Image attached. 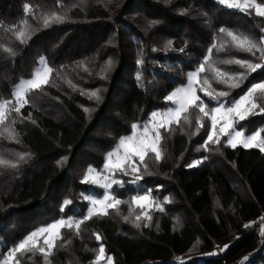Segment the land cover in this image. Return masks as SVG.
<instances>
[{"label": "trees", "instance_id": "obj_1", "mask_svg": "<svg viewBox=\"0 0 264 264\" xmlns=\"http://www.w3.org/2000/svg\"><path fill=\"white\" fill-rule=\"evenodd\" d=\"M26 4L32 5L30 13L24 10ZM51 11L67 13L69 22L35 32L26 45L9 31L25 19L39 28L36 18ZM0 23V45L17 52L10 57L0 47V99L12 98L14 86L31 77L41 57L54 69L49 85L28 94L31 103L21 115L30 118L20 122L12 113L21 142L0 138L5 158L31 154L17 168L0 166V249L5 252L42 225L84 214L88 202L82 194L100 191L81 183L87 167L100 168L105 154L130 133L133 122L166 107L163 97L185 82V73L206 54L219 27L257 39L264 29V18L229 10L217 0H0ZM168 40L174 41L172 48L165 47ZM213 55L259 62L234 50ZM109 58L113 67L103 78L100 69ZM261 81L264 68L232 90L228 99ZM96 89L99 101L87 94ZM243 123L250 133L264 126V115ZM194 128L195 121L183 131L165 133V158L149 160L155 175H146L142 183L164 204L163 212L150 210L152 222L136 229L122 219L127 214L122 205L120 214L85 222L79 236L64 229V240L71 243L51 257V264H92L101 244L114 264H180L178 257L187 264L264 263V225L259 224L264 216V152L233 149L223 140L205 151L199 146L206 130L193 136ZM63 158L66 161L58 166ZM196 160L203 162L188 167ZM116 193L130 199L137 189L128 184ZM65 199L73 204L62 212ZM252 221L257 225L243 227ZM225 244L228 249L220 251ZM213 251L218 255H206ZM246 256L249 259L243 261ZM26 261L42 264L39 254L26 255L21 264Z\"/></svg>", "mask_w": 264, "mask_h": 264}, {"label": "snow or ice", "instance_id": "obj_2", "mask_svg": "<svg viewBox=\"0 0 264 264\" xmlns=\"http://www.w3.org/2000/svg\"><path fill=\"white\" fill-rule=\"evenodd\" d=\"M170 3L171 0H168ZM217 2L229 10L238 11L251 17L253 14L264 18V3L257 0H217ZM76 7V5H73ZM26 13H30L32 5L24 6ZM187 10H181V14ZM40 22L39 28H33L28 20H22L18 25H12L9 31L14 35V39L21 45H26L31 40L33 34L40 30H46L54 25L69 22L67 13L51 11L36 18ZM156 23V22H153ZM0 23V27H2ZM261 35L256 37L242 31H234L225 26L218 29L217 36L212 44L206 49V54L198 62L193 70L185 73V82L176 86L163 97L166 107L151 111L142 122H133L130 125V133L119 137L115 146L109 150L104 157V162L97 169L95 166H88L81 183L87 184L94 189H99L98 194L83 195L82 199L88 202V206L82 216L61 217L47 226L40 227L15 246L7 251L0 249V264H21V260L28 254L36 256L39 254L42 264H51V257L59 250L67 248L71 241L64 240L62 230L66 229L76 236L81 233V226L94 217H108L111 213L120 214L121 206L127 207V214L122 215L126 223H130L136 229L149 225L152 222L150 210L163 212L164 204L159 198L153 196V190L147 188L142 183L145 176H153L155 173L149 169V160L160 162L163 160L164 151L162 147L165 133L171 135L177 129L184 130V126L192 127L195 121V128L192 135H198L202 129L206 130V138L199 146L205 151H212V146L224 143L235 149H259L264 152V126L258 127L255 131L246 133L243 122L251 117L264 115V81L253 83L247 91L238 98L229 100L232 90L238 89L253 73L264 68V29H260ZM173 40H168L165 47L172 48ZM3 51L10 57H15L17 52L10 46L0 45ZM249 54L259 62L252 59H241L231 57L219 59L214 57V51L228 53L230 51ZM179 51L183 53L184 48ZM143 64L144 61H138ZM230 66H236L233 69ZM113 67V61L109 58L100 69L103 78ZM54 69L50 67L46 58L41 57L40 66L37 67L30 78L22 79L14 86L11 99H0V138L19 144L20 133L15 125L17 119L12 117L15 113L23 122L30 117H23L21 109L31 102L28 94L34 90H42L44 86L51 83V76ZM137 79H143L137 74ZM70 87H75L68 81ZM84 94V93H82ZM90 99L100 100V90L96 89L87 93ZM210 104L214 106H209ZM85 112H90L85 108ZM207 120V126L205 121ZM33 124L35 120L31 121ZM226 138V139H224ZM30 153L23 152L17 154V159H7L0 154V166L5 168H17L19 164L30 157ZM207 159V157H204ZM66 161L63 158L58 162L62 166ZM202 160H196L188 167H195L201 164ZM122 177H127L125 180ZM135 186L137 194L130 199H122L116 189H124L126 185ZM162 187V186H158ZM167 203H171L170 198H165ZM71 199H65L61 211L72 205ZM136 209L141 211L137 214ZM259 224L264 225V216L259 218ZM257 222L245 223L244 228L256 226ZM264 232V227L261 228ZM95 239L99 241L101 236L95 233ZM225 244L220 251L227 250ZM208 256L218 255L213 251L207 253ZM105 259V247L99 246L92 264H100ZM180 264H187L182 258ZM249 258L246 256L243 261ZM25 264H30L26 261ZM106 264H114L111 256L107 257Z\"/></svg>", "mask_w": 264, "mask_h": 264}, {"label": "rangeland", "instance_id": "obj_3", "mask_svg": "<svg viewBox=\"0 0 264 264\" xmlns=\"http://www.w3.org/2000/svg\"><path fill=\"white\" fill-rule=\"evenodd\" d=\"M257 2H258V1H257ZM46 62H47V61H46ZM39 66H40V61H39V64H38L37 67H39ZM28 78H30V77H25V78H22V79H28ZM22 79H21V80H22ZM21 80H20V81H21ZM20 81H19V82H20ZM95 167H96V166H95ZM96 168L99 169L98 167H96ZM90 194H93V193H90ZM90 194H87V195H90ZM53 222H54V221H53ZM47 225H48V224H47ZM47 225H42V226H40V227L47 226ZM40 227H38V228H40ZM38 228H36V229H38ZM36 229H35V230H36ZM33 231H34V230H33ZM30 233H31V232H30ZM107 257H108V256L105 255V259L102 260V261H100V264H106ZM259 264H264V263H259Z\"/></svg>", "mask_w": 264, "mask_h": 264}]
</instances>
